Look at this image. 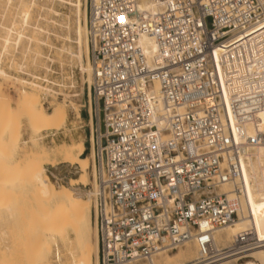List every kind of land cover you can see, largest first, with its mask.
Wrapping results in <instances>:
<instances>
[{"label":"built area","instance_id":"2783aa9c","mask_svg":"<svg viewBox=\"0 0 264 264\" xmlns=\"http://www.w3.org/2000/svg\"><path fill=\"white\" fill-rule=\"evenodd\" d=\"M138 1L88 4L92 103L79 114L92 125L78 129L95 151L99 263L134 264L191 240V264L241 255L256 245L250 231L224 247L213 234L237 219L221 188L238 179L239 155L264 146V61L216 53L264 19V0H151L162 9L133 19ZM141 35L157 47L152 63Z\"/></svg>","mask_w":264,"mask_h":264},{"label":"bare ground","instance_id":"6f19581e","mask_svg":"<svg viewBox=\"0 0 264 264\" xmlns=\"http://www.w3.org/2000/svg\"><path fill=\"white\" fill-rule=\"evenodd\" d=\"M4 1L2 5L0 4V9H2V11H9V7L13 0ZM61 1L63 0H48L52 5ZM18 2L17 12L12 14L13 18L10 22L0 25V29L2 30L0 35V203L3 204V207L0 205V210L9 213L10 208L12 210V207H14V203L12 202L14 200H12V198L15 199L17 195L20 196V198L28 196L33 203H36V207L32 211L30 210L27 220L25 219L28 215L22 213V211L21 213L17 212V215L11 214V212L9 213L14 217V231L12 230L10 240L21 250H19L22 252L21 257L27 254L22 257L24 258L22 262H25V264H49L47 262V256L50 253L51 245L56 244L57 241L65 251V253L63 252L65 259H63L64 256L62 257L59 248L56 246L54 252L56 264H63V260L67 261L68 264H100L98 258V234L96 229L97 181L95 178V151L92 146L93 142L91 136H89L87 140V144L89 145L87 154L85 153L83 138L71 145H58L53 150L41 145L39 147L37 143L40 140L41 133L47 131L57 132L60 130V126L66 121L68 109L73 112L77 118H81L79 111L84 107L89 109L88 105L92 103L91 95L89 93L87 94L85 106L81 88L77 90L73 84L74 81H71V88L74 90L64 93L63 90L59 89L65 86L63 82L62 84L61 82H53L49 83L50 86L42 87L23 80L20 82L21 90L19 89L20 91L14 101V106H11L7 96L2 91L1 82L7 81L10 78L9 73L2 67L4 56H9L11 53L13 54V51H16L20 45H24L23 48L25 47V51H23L24 49L22 50L23 53L20 54V61L16 63L13 62L14 59H12L11 62L8 61L11 63L10 67H13V70L17 72L22 71L24 66L23 62L26 60L28 62V55H30L32 61L31 57L38 56L39 54L38 51H36L38 47L40 45H46L43 37L48 39V36H50L48 26L50 24L57 25L58 27L63 26V24L61 26L50 17L45 16L41 18L43 23L32 20L31 13L33 10H44V4L41 5L38 0H19ZM67 2L68 1L65 3L69 4ZM70 6L73 7L75 15V21L73 23L75 37L72 42L76 45L75 50L73 49L74 46L72 48L70 44L60 47H53L52 45L51 49L55 51V55H65L69 57V59L75 60L76 63H73L78 65L76 67H79L78 69L81 75V79H79L82 83L84 81L87 82V85L90 87L92 83L93 67L89 61L88 39L86 41V33L88 34L86 0H74ZM161 9L159 5L151 0H139L133 9V19H136L137 15L141 13H156ZM47 11L55 16L59 14L53 7L48 8ZM52 33L63 42L71 43L72 41L71 37L68 35H56L54 31ZM81 35H83V41H81ZM46 41L48 44V40ZM139 44L149 63H152L158 58V50L151 37L141 35ZM236 52L240 53L241 56L245 55L247 58L264 61V19L249 29L233 35L230 40L223 43L216 55L222 56L221 58H229L230 56L235 58ZM26 75L27 77L33 76L31 72L26 73ZM11 79L13 78L11 77ZM65 79L66 78H62V81H65ZM20 80L21 79H19V81ZM30 86L34 89H39V91H25V88ZM157 91L158 87L157 84H155L152 94L155 96L154 99L158 103V109H160V98ZM59 95L61 96V102L51 103L48 107V111L38 103L39 97L43 101L48 99L50 103L51 101L59 99ZM98 109H100L99 106ZM11 115H13L15 119L11 118ZM20 117L24 120V125L30 132L25 141H21L19 126L15 127V125L11 123L14 120L18 121ZM87 125L90 127L92 125L91 121H89ZM246 131L251 133L250 128L246 129ZM28 143L34 147L29 151L27 150L29 149L27 148ZM18 153H20V156L23 154V161L21 160V162L19 160V164L16 162L13 164V167L11 166L12 170H8L10 166L9 164L7 165V163L14 160ZM239 156L238 179L232 184H226L221 188V191L227 193L229 200H236L237 219L215 230L213 242L217 247H224L232 243L237 234L250 231L256 245L252 249L246 251V254H248L243 258L245 261L242 264H256V261L260 264H264V146L256 147L252 151L241 153ZM57 159L63 164H67L69 167L74 168L79 175L76 179L69 180L67 187L61 186L57 188L50 181L49 176L44 173L45 165L49 164L53 167ZM14 165L16 166L14 167ZM5 168H7V173L9 171L7 175L5 174ZM88 170L93 174V180L91 181L93 184L92 191L85 190L89 182L87 178ZM12 191H16L17 195ZM20 192L24 195L22 193L21 195ZM6 193L10 197H4ZM4 200H10L12 205L10 203L9 205L12 207L4 206V203L7 202L3 203ZM14 202H16V199ZM92 206L94 207V209L92 208L94 212L91 216L90 209ZM14 208L17 209L16 207ZM14 208L12 211H15ZM23 209H25V207ZM18 211H20V209ZM27 211L28 210L25 209V213H27ZM23 215L25 218L22 217ZM91 220L94 221L93 224ZM10 228L11 227H9V231ZM0 234L4 235L5 233L3 234L1 231ZM216 236L218 237L217 240H215ZM144 241L146 242L137 243L138 249H136L135 254H138L139 250L144 251L147 246L153 243L150 237L146 238ZM188 243H191L194 251L191 249L190 252H188L186 248H184V250L179 249L182 248L181 246L185 247ZM219 243H223V245L219 246ZM181 246L176 247L179 250L173 255H166L162 253V251L168 250L158 248L157 252L159 250L162 251L156 253V255H162L163 258L160 259L163 261V264L168 263V260L170 261V259L174 257L178 256L181 259L182 256L184 258L188 255L186 259L189 258L190 262L186 264H191L198 253L195 241H187ZM0 252L2 254L3 250ZM3 254L5 258L0 260V264H11L9 258L12 257L8 256L9 254L7 255L8 257L5 253ZM229 257L231 256L223 257L209 264H226L227 262L225 259ZM146 260L147 261L140 264H159L161 261L155 262L153 256L148 257ZM156 260H158V258ZM183 260H185V258ZM173 264L184 263L175 262Z\"/></svg>","mask_w":264,"mask_h":264},{"label":"rangeland","instance_id":"374dc122","mask_svg":"<svg viewBox=\"0 0 264 264\" xmlns=\"http://www.w3.org/2000/svg\"><path fill=\"white\" fill-rule=\"evenodd\" d=\"M18 1L19 0H13L11 6L9 7V11H7V10L2 11V9H0V25L1 24H8V22H10V20L13 18L12 14L13 13L15 14L17 12V9H18V4H19ZM66 1H68L67 3H69V4H66L65 3ZM73 1L74 0H63L61 2H56L55 4L52 5L48 2V0H38V2L41 5L44 4V10L43 11L42 10L38 11L36 9L33 10L31 13L32 20L39 22V23H43L41 18H43L45 16V17H50L53 21L59 23L61 26L63 24V26L58 27L57 25H54V24L53 25L50 24L48 26V29L50 31V34H49L50 36H48V39L43 37V39L45 40L44 42H46V45H40L38 47V49L36 50L39 53L38 56H32L31 55L33 63L30 59V55H28V62H27V60L25 61L26 63L23 62L24 66H23L22 71L17 72L15 70H13V67H10L11 63H9V62H11L12 59H14V61H13L14 63L20 61V59H21L20 54L23 53V51H25V49H24L25 47L23 48L24 45H20L18 47V49H16V51L15 50L13 51V54L11 53L9 55V56H12L13 58L9 57L8 55H7L8 57L4 56L5 58H3L2 67L9 73L10 78L7 81L1 82L2 83V91L7 96L9 102L11 103V106H14V101L18 95V92L21 90L20 82L23 80H26L27 82H29V80L27 79V75H26V73H28V72H31V74H40L41 76L45 75V78H46L45 81H47V83H41V84L37 83L36 84V85H40L42 87L50 86L49 83H53V82L54 83L61 82V84L63 82V84H65V86L62 88L60 87L59 89L63 90L64 93H67L68 91L72 92L74 90L71 88V81L72 82L74 81L73 84H74L75 88L77 90L79 88H81V91L83 93V97L85 100L84 105L86 106L89 85H87V82H85V81L83 83L81 82V80H80L81 75H80V72L78 69L79 67H76L78 65L74 64V63H76L75 60H71V58L69 59V57H67L65 55L59 56L57 53H56L57 55H55V51L53 49H51L52 45H53V47L54 46L60 47L62 45H69L70 44L72 46V48L74 46L73 49L75 50L76 45L74 43H72L73 38L75 37L74 24H73L75 21V15H74L73 7L70 6ZM4 2L5 1L2 0V1H0V4L2 5ZM88 4H89V0H86V13L88 12ZM61 5H63V6H61ZM50 7H53V9L55 11H57V13H59V14L57 16H55V15L51 14L50 12H48L47 9ZM14 18H15V16H14ZM1 31L2 30L0 29V35L2 33ZM53 31L55 32L56 35H68V36H70L72 39L71 43L63 42L60 38H56L54 36V34L52 33ZM87 39H88V46H89V61L91 63V58H90L91 57V42H90L89 34L86 33V41H87ZM46 40H48V44H47ZM81 41H83V35H81ZM34 58H35V61H34ZM30 61H31V63H30ZM8 67H9V69H8ZM76 74H77V77H76ZM67 75L69 78L67 77ZM11 77L13 79H11ZM62 78H66L65 81H62ZM19 79H21V80L19 81ZM72 79H74V80H72ZM0 81H1V79H0ZM66 84L69 86H67ZM65 87H67V88H65ZM26 90L28 92H31L33 90L39 91V89H34L31 86L25 88V91ZM39 99H40V97L38 98V103H40L39 105L40 106L42 105V107H44V109H46V111H48V107L51 103L54 104L57 102H61L60 97H59V99L51 101L50 103H49L48 99L46 102H44L41 99L39 100ZM10 117L15 119V117L13 115H11ZM86 122H87V120H85V118H84V113L81 114V118H75V115L73 114V112H71L68 109L66 121L60 126V130L57 132V134L55 136L51 137L49 132H53V131L43 132V133H41L40 140L37 143H38L39 147L41 145L43 147H46V148L48 147L49 149L53 150L58 145H62V144L71 145V144L75 143L77 140L83 138L84 143H85V153L87 154L88 149H89V145L87 144L89 133L85 129L83 132H80L78 129L80 126L87 125ZM11 123H13L15 125V127L19 126V131L21 132V141L27 140L30 132L28 131V129L24 125L25 124L24 120L20 117V118H18V121L14 120ZM83 128H85V127H83ZM46 135H47V137H46ZM27 148H29V149H27L29 151V150L33 149L34 147L31 144L29 145V143H28ZM16 156H18V157H16ZM16 156H15L14 160H11L10 162L7 163V165L9 164V166H10V168L8 167V170L11 169V166L13 167V164H15L16 162H17V164H19L20 161L22 160V158L24 157L23 154H21V156H20V153H18ZM94 160H95V158H94ZM56 162H55V166H53V167L50 166L49 164H46L45 168H44V173H46L49 176L50 181L57 188H59L61 186L67 187L69 180L76 179L79 175H78V173H76L74 168L69 167V165H67V164H63L59 159H57ZM16 165H14V167ZM8 173H9V171H8ZM8 173H7V168H5V174L7 175ZM87 178H88L89 182H88V186L85 190L86 191H90V190L92 191L93 190V184L91 181L93 180V174L91 173L90 170H88V172H87ZM95 178H97L96 172H95ZM12 192L16 194V191H12ZM17 193L19 194L18 191H17ZM21 193L22 192H20V194ZM4 197L8 198L10 196L7 195V193H6V195ZM11 198H10V200H11ZM15 199H16V202H14ZM15 199L12 198V200H14L12 202L14 203L13 206L16 207L17 209H15L14 207L9 205L10 200L7 201L8 200L7 199L6 200L7 202L5 200L3 201V203L4 202L7 203V204L4 203V206H10V207H12V210L14 208L15 211H12L10 208L11 214L12 213L16 214L17 212L21 213V211H22V213L28 215L30 210L32 211L36 207V203H33L32 200L28 196L27 197L23 196L22 198H20V196L17 195ZM27 199H28V201H27ZM0 205H1V207H3L2 206L3 204L0 203ZM24 207L26 210H28L27 213H25V209H23ZM92 208L94 209V207L92 206L90 209L91 216L93 215V212H94V210ZM19 209H20V211H18ZM9 213L4 211V210H0V233H1V231L3 232V234L5 233L4 235L0 234V251L3 250L2 254L5 253L6 256L9 254L8 256L12 257V258H9L11 260V264H18V263L19 264H25V262H22L23 261L22 259H24L22 257H24L27 254H24V256L21 257V255H22V252H20L21 250L17 247V245L12 240H10L11 236H12V230L14 229V226H13L14 225V220H13L14 217L12 215H10ZM3 214H5V215H3ZM22 217L25 218L24 215ZM28 218H29V215L27 216V218L25 220H27ZM7 220H8V222H7ZM27 222H29V221H27ZM93 222L94 221L91 220L92 224H93ZM3 224H5V225H3ZM9 227H11L10 231H9ZM217 239H218V237L216 236L215 240H217ZM222 245H223V243H219V246H222ZM56 246L59 248V252L62 254V257L64 256L63 252L65 253V251L62 248L61 244L57 241L56 244L51 245L50 253L47 256V262L49 264H56V262L54 260V252H55ZM181 247L182 248H179V249L184 250V248H186L188 250V252H190V250L192 249L191 243L186 244L185 247L184 246H181ZM179 249L175 248V249L168 250V251L159 250L158 252L162 251V253H165L166 255H173ZM192 250L194 251V248ZM193 251H191V252H193ZM158 252L156 251V253H158ZM156 253L153 254L152 256L155 259V262L156 261L159 262L163 257H162V255H156ZM2 254L0 252V260H3L5 258L4 254L3 255ZM247 254L245 252L241 255L231 256V257L225 259V261L227 262L226 264H242L245 261V259H243V258ZM177 257L170 259V261L168 260V263H165V264H173L175 262H181V263L186 264V263L190 262L189 258L186 259L188 257V255H186V257H184L185 260H183L184 259L183 256L182 257L180 256L181 259L179 257L178 258ZM157 258H158V260H156ZM63 259H65V256L63 257ZM146 259H148V258H146ZM146 259L145 260L141 259V260L135 262L134 264H140L142 262H145V261H147ZM63 262H64L63 264H68V262L65 260H63ZM159 264H163V261L161 260L159 262ZM256 264H260V263L258 261H256Z\"/></svg>","mask_w":264,"mask_h":264},{"label":"water","instance_id":"95a60500","mask_svg":"<svg viewBox=\"0 0 264 264\" xmlns=\"http://www.w3.org/2000/svg\"><path fill=\"white\" fill-rule=\"evenodd\" d=\"M99 107H100V111L102 112V108H101V105H100V103H99Z\"/></svg>","mask_w":264,"mask_h":264}]
</instances>
